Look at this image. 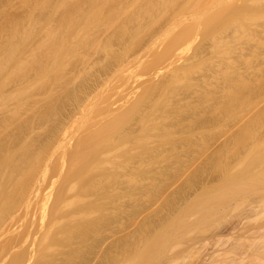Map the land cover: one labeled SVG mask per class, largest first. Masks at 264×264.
<instances>
[{"label":"bare ground","instance_id":"obj_1","mask_svg":"<svg viewBox=\"0 0 264 264\" xmlns=\"http://www.w3.org/2000/svg\"><path fill=\"white\" fill-rule=\"evenodd\" d=\"M5 1L4 3L11 5L14 0ZM29 1L32 0H18L20 3L18 7L20 6L21 9V4L24 6L27 3L29 4ZM33 1L37 2L38 0ZM48 1L46 0L47 4ZM59 1L55 0L57 3V6L53 5L55 7L50 5L49 1L50 4L47 6L51 8H49L50 11L48 12L46 11L48 7L44 6L45 9L43 8L42 11L44 10L47 13L43 12L44 14L42 15H45L43 20L41 18L38 19L39 17L36 18L33 9L29 10V19L26 22H22L24 20L23 15L26 14L25 12V14L22 13L24 10L21 12L18 9L22 14V20L15 16V13L13 15L12 12L10 13L8 10H5L7 7L3 8L6 6L4 3L0 7L2 8L0 11V264H77L82 261L80 264H264V125H262L264 122V108L255 111V108H260L258 107L259 103H257V107L252 108L248 114V109L255 103L256 97L258 96L259 98L261 96L259 94H261L262 90L264 91V79H258L254 75V82L257 85L254 88V84L252 85L253 77H250V74L248 75L251 82L244 79L242 74L244 75L246 70L244 71L245 73L241 72V74L239 72L241 70L237 66L239 64H236L240 62L238 61L239 58H243L242 52L244 53V48L246 49V46H250L244 44L249 39L250 41L248 42L250 43L251 39L254 38L252 35L255 33H252V35L250 33L252 29L251 25L255 24L258 26L256 22L264 19V15H262L264 12L262 10L260 12L262 14L255 11L261 6L258 5L262 4L259 3L261 0H259L258 4L250 0L255 6L257 5L256 8L253 4H250L252 5L250 7L249 0H206V2L202 0L203 4L199 0H190L192 1L191 3L198 2L196 5H199L200 8L195 10L198 6L194 7L193 10L195 11H192V8H190L194 5L191 3L187 5V1L185 2L184 0H179L180 2L178 1V3L180 4L175 2V0H162L165 1L164 3L170 2L169 8L165 7L164 3L158 0L159 2L157 1V3H161L160 5L164 6V9H161L163 12L165 9L173 11L176 8L173 5L175 2L178 4H175L176 6H183V8L179 9L180 13L188 6L189 8L187 7V9H191L190 11L193 12V14L190 12L188 14L190 16L192 14V17L196 15V20H193L195 17L192 19L188 15L187 20H189V23L187 24L185 23L186 21L180 22L181 19H186L184 15H187V9L185 11L186 14L181 16H178L180 13L174 9L173 13L176 11L174 15L178 13L177 17L179 18L172 16L170 12L173 20L168 16L169 12L167 10L166 14L168 13V15L165 12L163 13L165 14L164 21L168 17L169 23L177 21V25L180 22L184 26H190L189 24H193L195 21L198 23L197 18H199L198 24H200L203 21L200 18L205 13L207 14H205L207 16L206 20H208L205 21L204 19L203 32L199 30L200 26L197 27L198 24L196 22V25L191 24V27L196 26L197 32H195L196 27L189 30L188 26L181 31V27L179 28V26H183V24L180 25L179 23V26H177L174 23V26L176 25L175 27L180 29V32H178L179 29L177 31L174 26V28L170 26L173 22L168 24V21H166V24H168L169 28L164 27V29L162 27V29L160 26H163L164 22L162 21L163 18H160L162 20L158 23L163 22V25L156 24V26L159 25V28L155 26L159 31L157 32L158 36L157 33H155L156 35L152 34L153 30L151 31L152 36L154 35L156 39L151 38V34L149 35L146 29L148 25L156 23L155 19L159 21V16H163L159 11L161 6H159V9L157 8L158 10L155 9L156 7L154 8V6L157 5L152 2L153 0H148L146 3L142 2V0L141 2L146 7L145 5L143 7H140L139 4L137 5V0H129L131 3L129 6V2L126 0V3L128 2L127 8L135 5V11L137 10L136 6L139 7L140 11L145 7V10H142L143 15L142 13H138L139 11L135 15L130 12L134 19L130 16L127 22L125 20L128 18L125 17L127 13L124 16L125 19L122 15V13L128 10L125 8V2V5L122 4L123 8L120 11L119 8L122 7L121 3H119L120 0L116 2V4H119L114 6V8L113 5L115 3L112 5L110 4L111 0H109L110 3L104 5L108 6L110 4V7L112 5V9L114 10L110 11V14L115 10L117 11L115 7L119 9L117 12L115 11L114 16L116 14V17L113 16L112 19L114 18V20L112 21H118L120 23L118 25L121 26L123 20L128 24H130L129 21L132 23L135 19L136 21L139 20L140 26L141 23L143 25L140 28L136 26V28L140 29L137 31L142 33L141 28L144 26L146 33L144 32L145 30L143 32L151 38H148V36L144 37L148 39L141 38V34L137 31L135 32L134 24L132 25L134 30L129 25L131 31L134 32V37H132L133 33L131 31L128 32V37L129 33H131L130 39L122 36L124 32H127L126 27L128 26L127 23L124 26L122 22L123 27L117 29L116 32L119 33H116L118 35L116 36L118 38L120 36L125 39L127 38L126 40L107 38L109 34L106 35V31L114 27L117 22L114 24L111 21L110 23H113L114 26H110L111 24L109 23V28L104 27V24H108L107 21H110L109 18L111 17L107 15V13L109 14V10H106L108 11L106 13L104 11V14L107 16L102 15L101 8L104 5L99 8L97 0L93 1V3L96 2V6L90 2L94 8L91 5L86 8V0H76L75 3L69 6H67L66 0ZM154 1L156 2V0ZM55 2L53 1V3ZM101 2L103 0L100 1V4ZM245 2L249 7L247 6L246 8ZM31 7L32 5L25 8V11L27 12V9ZM59 7H62L61 12ZM89 8L92 10L89 13H94L95 9L99 8L102 13L99 10H96V13L98 11L102 17H108V19L103 18L106 21L103 19V21H98V23L102 21V24L104 22L101 25L105 28L102 31L105 33L100 32L101 30L99 32L102 37L106 35V39L96 36V31L93 30L101 27L99 24H95L99 26L98 28H96L97 26H92L93 28L88 27L91 24L94 25L95 21L97 23V20L100 19L98 18L100 17L99 15L96 19H93L94 22L89 18L90 25L86 23L88 21L86 19L88 18L85 17L91 15H86ZM131 8L129 9L131 10ZM248 8L252 9L254 13L251 10L249 11ZM108 9L112 10L111 8ZM123 9L125 10L123 11ZM154 9L157 12H153ZM258 9L257 11H260ZM134 10L133 12H135ZM119 11L121 14H117ZM197 11H200L203 15L200 13V16ZM58 12L59 15L57 14ZM152 12L155 13L154 16L158 12L160 14L154 18L151 16L155 22L153 20H147L146 22L145 18L150 19V15H153ZM145 14L146 17L144 18ZM16 15L18 14L16 13ZM92 15L94 16L95 13ZM119 15L122 17L121 22L116 19L120 17ZM141 16L145 19L144 21L142 19L143 22L140 21ZM202 18H205V16ZM176 19H179V22ZM41 21L45 25H42ZM144 22L147 24L144 25ZM262 22L264 21L262 20ZM258 24H260L259 30L260 28L263 29L264 25ZM255 25H253V28L256 27ZM152 28H154L153 25ZM167 28L171 30L167 31ZM111 29H113L112 33H114V28ZM173 29H176L175 31L178 33L174 32ZM148 30H150L149 27ZM108 32L110 31L108 30ZM198 32L201 34V38L198 37ZM144 33H142V36ZM159 33L163 34L161 37L164 39L166 33V40L164 41L167 42L162 43L163 39H160ZM194 34L199 39L196 36L194 37ZM124 35L126 36L127 33H124ZM135 35H139L141 39ZM93 36H96L95 38L97 39H94ZM258 36H255V38L259 40L254 38L255 41H262L263 39L260 40ZM90 37L93 38L89 39ZM135 37L137 38L135 39ZM167 37L170 39L167 40ZM193 37L196 39V44L193 45L195 47H192L191 50L189 47L192 43L194 44V39H191ZM30 39L45 40L36 46V50L32 48L28 56H23L25 43ZM67 39L71 40L68 45L73 42L69 47L75 45L78 49L82 48V51L79 50L80 52L76 50L77 48L74 50V47L72 50L69 47L66 48L70 50L67 54L75 59L71 61L72 63L67 59V54H65V58L62 55L58 56V53H65L59 52L61 47L58 49V46ZM102 39L108 42L109 47L105 46L101 49L103 52L105 51L104 48L110 49L108 52L111 55V59L107 56L109 54L106 52L107 50L104 52L107 53L104 55L110 59L108 60L110 63L106 60V64L107 62L109 64H104L102 62L104 61L102 58L104 55L99 56V60L103 59L100 63L104 64L102 68H99L101 70H97L98 72L94 77L89 78L88 75L84 76L83 72L85 74L87 71L90 72L89 76L96 73L95 69L94 73L86 70L89 68L85 67V64H88V67H90L93 66L91 64L96 63L99 67V62H96L99 61L97 60L98 58L96 57V61L95 59H93L94 61L92 60L93 62L89 61L93 58H88L92 52H90L88 57L87 52L89 53L92 49L95 53L102 46ZM254 39L253 42H255ZM116 40L120 41L118 42L119 44L117 43L119 49L116 50V47L115 49L113 48L114 50H111V43L114 44L113 41ZM188 40L189 42L192 40L191 45L188 43ZM200 40L201 42L197 44ZM158 41L161 45L158 44ZM100 43L101 45L99 46ZM183 43H187L190 46H183ZM103 44L106 45L105 43ZM180 45L183 48L181 50H185L186 46L191 50V53L189 55L187 53V56H185L186 54L184 55V53L186 52L182 51L181 54L184 56H181L179 54L181 51H179ZM255 45L257 44H254L253 47H258V45ZM152 47L155 48H153L155 51L151 49ZM251 49L254 50L253 48ZM256 49L258 50V48ZM151 50H153V53L148 52L146 57L144 55L147 53L146 51ZM83 51H86L87 55L81 54ZM98 52L100 51L98 50ZM246 52L247 54L249 53V51ZM251 52L253 53V51ZM252 53L248 54L247 59L243 58V61L240 59L242 61L240 63L244 64V60H253L248 59L250 56L255 58L256 53L255 55L253 54L254 56ZM95 55L97 56L98 54L95 53ZM58 57L67 59L69 63L67 60L65 64L62 63ZM260 57L258 56V58ZM87 58L88 61L86 62ZM55 59H59L58 62L61 61V64L60 62L56 63ZM260 59L264 58L261 57ZM132 62H138L137 69H139V72L138 70L136 71L139 75L135 71L136 68H133L134 73L136 72L134 75L137 74L136 77L132 73L133 69L131 70L132 67H136V64L133 65ZM246 62L245 65L248 64ZM67 63L73 65L72 68H69L70 65H66ZM56 64H58L60 70L62 69L60 66H63V64L69 70L71 69V71H75L78 68V71L76 70L75 72H77L76 74L80 79L81 76L79 75H81L80 73L85 67L86 69L82 72V76L88 77L87 80L92 78L93 81L88 80L87 84L86 82L82 85L79 83L80 85L76 84L75 86L74 83L77 82L75 80L79 78L75 76L76 74L74 75V71L72 76L69 70H66L64 67L63 69L69 73L64 76L63 74L67 72L60 71L62 72V75H60L64 77V80L71 75L67 80L74 81H71L73 84L67 83L65 87L68 88L67 85L72 84L71 86L74 89L71 90V87H69L70 92H67V88L58 87L66 82H63V78L62 80L58 79L60 84L62 81V84L57 87L59 89L65 88V92L64 90L62 92L59 90L60 93H65V95L62 94L65 100L62 101L61 95V97L59 96L61 99H58L62 103L58 105L55 104L57 102L54 100H45L50 104L42 111L40 107H45L47 102L41 104L43 102H40V100L39 103L35 99L37 98L35 96L44 88L49 90L50 95L46 92L49 96L45 93L49 99L56 92L57 87L53 83L58 82L57 78L52 82V76L60 78L59 75L56 76L59 73V70H57L59 68H57ZM98 67L96 66V69ZM128 67H130L132 78H130V75L126 76V74H130ZM231 67L234 68L235 72H229V68ZM248 67L250 68V66ZM233 68L230 70H233ZM253 68L249 70L251 71ZM140 69L145 70L144 74L140 73ZM249 70L248 72L250 73ZM124 72L126 73L124 74ZM140 74L143 78L140 77ZM114 76L115 79L117 77V80H113L112 83L111 80L114 79ZM118 76L121 78V84H118V87L115 85L112 88L111 84L113 86L117 84L116 81H120ZM70 77L74 79L70 80ZM138 77L139 79L135 81L142 80L139 84L135 82V85L134 79ZM262 77L259 76V78ZM48 79L51 81L49 82ZM26 80L27 84H24ZM91 81L92 84H90ZM44 82L46 83L44 84ZM47 82L51 86H47ZM106 83L108 85H103ZM7 85L10 87H6ZM46 86L50 88L48 89ZM52 86H55L53 88L54 91L51 88ZM103 86L104 88L105 86H109L108 88L112 89L105 90L107 89L106 87L103 90L101 89ZM3 87H6L7 90H3ZM75 87L78 88L75 89ZM115 87L120 89L121 92L116 91ZM26 90L30 92L28 93ZM32 90L35 93L38 92L37 95L33 93L34 99L35 102L37 101L41 105L34 102L32 98L33 94H31ZM100 90H103V92ZM24 91L25 93H23ZM111 91H113V94H111ZM117 92L119 93L118 95L124 94H122L124 100L121 98L119 102L121 95L115 97ZM41 93L43 94V90ZM41 93L39 95L40 98L38 97L37 99H41ZM105 93L107 95H104ZM26 94L32 95L30 96L33 103L30 97V99L27 98L28 95ZM45 94L44 96H46ZM97 95H99V98ZM24 96H27L26 99L30 101H25ZM92 96L98 98H96V103L93 102L95 97ZM91 97L92 99H90ZM260 98L262 99V96ZM88 100L95 103V106L91 105L90 103L92 102ZM28 102L36 106L38 105L37 107L39 108L34 105H31L30 108L27 107L28 105L30 106ZM63 102H68V105H71V109L74 108V110H70ZM10 103H14L17 107L13 106L10 109L14 105H9ZM205 103L209 105H205L207 106L205 107ZM61 105H65L68 108V112L69 110L73 111L72 113L76 117L80 114L79 109L82 114H86L87 112L90 114L87 113L89 117L85 115L88 117V121L86 122L87 117H85L86 120L83 116V118L80 117L78 119L74 117L73 120L72 113L71 115L70 113L66 115V118L64 115L65 113L68 114L67 111L65 110L64 115L60 111L62 112V116L67 120H70L68 118L70 116L71 121L77 123L76 126H72L71 121V125L69 122L67 123L71 126L69 127L70 131H72L71 128L75 129V127H80L79 125L82 126L78 128L81 130L78 135L79 130H76L77 132L75 133L72 131L74 133L73 136H76L70 137L71 139H69V136H65L66 139L60 136L62 131L60 128L63 126L65 118L63 117V120L60 119L59 122L56 114L60 115L58 108ZM86 105H89V107ZM254 105L256 106V103ZM24 107L29 109H35L34 107H36L41 112ZM86 107L88 109L96 107L95 109L97 110L93 108V113L94 111L96 112L94 114L91 112L92 115L89 112L90 109L88 110ZM82 109L84 111H81ZM75 110H78L77 114H75ZM19 111L20 113L21 111L22 113L27 111V114L31 112V116L33 112H35L33 116L38 112L36 118H32V120L35 119L34 122H36V119L38 121L44 120V123L45 121H50V123L48 122L49 124L53 122V126L50 125V131L48 130L49 134L45 135L46 132L43 135L46 138L49 136V140L51 138L53 140L57 139L58 135L60 136L58 138L60 142L56 140L60 144L56 143L61 147L56 144L59 153H55V144H51V140H43V142L42 139L45 136L42 135L43 137L40 140L38 137L41 135L37 137L40 131L45 130L43 127L46 126L47 122L46 124H42V130L37 128L38 130L40 129L38 132L36 128H33L36 123L33 121L30 123L31 119L28 122L30 116L26 113H24L26 118H23L24 115L21 113L23 116L20 114L21 120H19ZM247 115H250V118H246ZM22 119H25L23 121L24 124H26L25 122L29 123L28 125L34 124H32L33 126L31 125V129L29 128L30 126L27 127V124L25 126L23 123H20ZM75 119L78 122L79 119L85 120L83 123L85 124L86 122V124H81V120L80 124H78ZM245 119H248V125L245 124ZM37 124L35 127H40L39 125L41 124L38 126ZM110 124L111 126H109ZM11 125H13V129L16 127L15 132L10 131ZM24 126L27 129L29 128L28 131L31 130V132H33L32 129L34 131L37 130V134L33 133L37 137L34 140L42 141L43 143L40 146L35 143L37 141L33 145L28 146L24 142L27 138L25 139L24 137H22L23 143H20V139H22L20 134L24 131ZM67 128L66 130L69 131V128ZM7 129L10 131H8L9 134H4V132H7L5 131ZM26 130L25 133L28 132ZM66 130L64 129L61 135L64 136L63 133ZM31 132H28L29 134L26 135L28 138H30ZM233 132L236 133L234 134ZM231 133L232 135L230 136ZM33 134L32 136L35 137ZM56 135L57 137L53 138ZM229 137L232 139L230 140ZM228 139L230 140L229 143ZM19 140L20 142L18 143ZM27 140L29 141L30 139ZM246 140L251 142L247 144V146L251 144L250 149L245 146ZM28 141L26 142L28 143ZM61 142L63 143L62 146ZM47 143L51 144L50 147L53 145L54 148L51 151L54 153L47 152L46 148L49 146ZM35 144L34 149L37 148L36 150L31 148ZM10 146L11 150L9 149ZM241 149L242 152L240 153ZM45 152L49 153V156L50 154H56V156L53 155L54 158L53 156L48 157L44 155ZM213 152L218 153L220 157L225 153L227 160L229 156L227 157L226 153L230 154L232 152L236 156L234 157L236 160L234 161V159L231 160L229 158L231 162L234 161L229 165L228 163H223L225 161L224 156L222 157L224 159L222 163H220L219 159L214 160V162L213 160L211 161L212 156L210 159H207L206 166H202L203 168H201L200 165V169H196L197 162L199 163L203 158L201 156H205L206 158V156L208 157L206 153L213 155ZM199 153H202L200 154L201 156L198 155ZM197 155L201 159H197ZM231 155L230 157L232 158ZM42 157L44 159L47 158V160L42 161ZM237 157H241V162ZM222 158L220 159L223 160ZM242 158L243 161H246L244 165H241L243 163ZM41 162H46L44 164L45 168L42 167L43 171L40 170L42 174L37 175V170L39 171V168L43 165ZM235 162L241 163L238 165L242 167L237 166ZM233 164L237 168H235V165L232 167ZM228 165L232 168H229ZM106 186H111L112 188H110L113 189L114 193L111 191L110 194L105 192L107 193V197L111 196L112 193L113 195L111 197L112 204L106 196H104L106 198L102 196L103 199L109 201L104 205V203H100L103 200L99 196V190L105 188L104 191H106ZM109 187L108 189H110ZM104 194L102 192L100 195ZM107 200H105V203ZM108 204L112 208L110 209L111 212L106 213V205ZM102 205H104V208ZM102 211H105V216L102 215ZM111 220H113L114 225L111 224ZM111 225L114 228L110 230ZM103 232L105 233L103 234ZM106 232L108 233L106 234ZM101 234L103 235L99 236ZM107 245L109 247L106 248Z\"/></svg>","mask_w":264,"mask_h":264},{"label":"rangeland","instance_id":"obj_2","mask_svg":"<svg viewBox=\"0 0 264 264\" xmlns=\"http://www.w3.org/2000/svg\"><path fill=\"white\" fill-rule=\"evenodd\" d=\"M47 1H48V0H47ZM49 1H50L51 4L49 3ZM49 1H48V4H50V5H52V6L55 4V6H57V3H56V2H58V1H56V2H55V0H49ZM53 1H54L55 3H53ZM60 1H61V0H60ZM60 1H59V2H60ZM75 1H76V0H66V2L68 3L67 6L72 5V3H75ZM93 1H95V0H91V1L89 0V2H88V0H86V6H85V7L88 8L91 4H92V5L94 4V6H96V5L99 3V8H100V7H102L104 4L107 5V3H110L109 0H108L109 2H108V1L105 2V0H103V2H101V4H100V1H102V0H97V4L95 5L96 2L93 3ZM127 1L129 2V6H130V5H131L130 1H129V0H127ZM132 1H133V0H132ZM137 1H138V0H137ZM137 1H136V4H137V5L139 4L140 7H143V6L145 5L144 3H146L148 0H146V1H144V0H143V1L140 0V1H138V2H137ZM141 1L144 2V3H142ZM157 1H158V0H156V2H155L154 0L152 1V2H154L155 5H157V6H154V8L156 7L155 9H157V8L159 9V6H161V8H160L159 11H160L162 14H163L164 12H165V14H166V11L168 10L169 15H168V13H167L166 15H168L169 17H171L170 19L173 18L172 16L177 17V14H178V13H177L176 15H174V13L176 12V11H175V12L173 13L174 9L177 10V12H179V11H180L179 9H181V7L183 8V6H181V5L179 6L180 8H179L178 6H176V5L180 4V3H178L179 0H175V2H177L178 4L174 2L173 5H174V7L178 8V9L174 8L173 11H171V10L169 11V9H167V10L165 9V11L163 12V10H161V9H164V8H163L164 6H165V7L167 6V8H169V7H168V5H170V2L168 3L169 0L167 1V3H164L166 0H165V1L160 0V2L162 1V3H164V6H163V5H160L161 3H160V4L157 3ZM180 1H182V0H180ZM180 1H179V2H180ZM184 1H185V2L187 1V3H188L187 5H189V4H190L192 1H194V0H192V1H190V0H189V1H188V0H184ZM195 1H198V0H195ZM199 1L201 2L202 0H199ZM203 1H204V0H203ZM203 1L201 2L202 4H203ZM237 1H238V0H237ZM237 1H236V2H237ZM249 1H250V0H249ZM249 1H248V2H249ZM262 1H263V2H262ZM1 2H2V3H1ZM4 2H6V1H5V0H2V1H1V0H0V3H1V6H0V7H2V5H3ZM90 2H91V4H90ZM104 2H105V3H104ZM116 2H118V0H114V1L111 0V3H110V4L113 5V3H115V5H113V8H114V6L118 5L119 3H121V5L124 4V2H125V4H126V7H125V8H127L128 2L126 3V0H125V1L120 0L119 3H117V4H116ZM158 2H159V1H158ZM205 2H206V0H205ZM236 2H234V3L236 4ZM239 2H240V1H239ZM253 2H254V3L257 2V4H258L259 0H258V1H257V0H256V1L253 0ZM31 3H32V4H31ZM88 3H89V5H87ZM102 3H103V4H102ZM132 3L134 4V2H132ZM141 3H142V4H141ZM181 3H182V2H181ZM194 3H195V2L191 3V4L194 5V6L190 5V6H192V7H190V8H192V11L198 10L197 8H200L199 5H196V4H198V2L195 3V4H194ZM201 3H200V4H201ZM254 3H251V1H250V2H249V5H250V4H253V5H254ZM259 3H262V4H258V5H261V6H259L260 11H257L258 8L255 10V8L257 7V5H256V6L254 5L255 8H253V9L256 11V13H260V12H262V11L264 12V10H263L264 8H260V7H264V6H263V5H264V0H261ZM18 4L20 5V3L18 2V0H14V1L12 2V4H11L12 6H11L10 4L8 5V4L4 3V5H6V6H4L3 8L5 9V7H7L5 10H8L10 13L12 12L13 15H14V13H15V16H17V17L20 18V19H22V14H21V12L24 10L22 13H23V14L26 13V14L23 15V19H24V20L22 19V20H23L22 22H26V20L29 19L28 11L31 10V9L34 10V12H35V14H36V18L39 17L38 19L41 18V19L43 20V18H44L45 15H42V14L47 13L48 11H50L49 8H51L50 6H49V7L47 6L48 4L46 3V0H45V1H44V0H38L37 2H34V1L32 0V1H29V4L27 3V4L24 5V6L21 4L22 8L24 7L23 9H22V8L20 9V6L18 7ZM41 4H42V5H41ZM44 4H45V5H44ZM110 4H109V5H110ZM125 4H124V5H125ZM158 4H159V5H158ZM175 4H176V5H175ZM202 4H201V5H202ZM240 4H241V3H240ZM246 4H247V3L245 2V5H246ZM31 5H32V7L29 8V9H27V12H26V11H25V10H26L25 8H28V7H30ZM92 5H91V7H93ZM100 5H101V6H100ZM106 5H104V7L101 8V9H102V12H103L102 15H106V14H104V11H105V13L108 12V11H106V10H109V14H110V11H113V10H114V9H112V5H111V7H110L109 5H108V6H106ZM121 5H120V6H121ZM173 5H172V6H173ZM183 5H184V4H183ZM187 5H186V6H187ZM201 5H200V6H201ZM8 6H10L11 8L8 7ZM44 6L48 7L47 10H46L47 12L44 11V10L42 11L43 8L45 9ZM55 6H53V7H55ZM105 6H106V7H105ZM120 6H119V7H120ZM129 6H128V7H129ZM196 6H198V7H196ZM202 6H203V5H202ZM202 6H201V7H202ZM247 6H248V5H246V8H247ZM251 6H252V5H250V7H251ZM16 7H17V8H16ZM97 7H98V6H97ZM107 7H108V8H111L112 10L108 9ZM117 7H118V6H117ZM131 7H132V8H131ZM131 7H129V8H131V10H132V9H133V10L135 9V8H134L135 5H133V6H131ZM136 7H137V10H136V11L134 10L135 12H133V10L131 11L129 8H127V9L129 10V12H128V10H126L127 12H124L125 14L122 13L123 17H124V16L126 15V13H127V15H126L125 17H126V18L128 17V18L125 19V17H124V19H125L127 22H128V19L130 18V16L132 17V19H134L133 15H132L131 13H134V15H135V13H136V14H138V13L141 14V13L143 12L142 10H145L146 5H145V7H144L143 9H141V11H140V9H138V8H139L138 6H136ZM170 7H171V6H170ZM187 7H188V6H187ZM187 7H185V8L187 9ZM194 7H196L195 10H193ZM248 7H249V6H248ZM9 8H10V9H9ZM14 8H15V10H14ZM93 8H94V7H93ZM99 8H98V9L96 8V9H95V12H94V10H93V12L95 13L94 16L92 15V14H94V13H92V12L89 13L90 10H91V8L87 9V13H86V15L91 14L92 17H93V18L90 17L91 15H90V16L88 15V17H85V18H88V19H86V20H88L86 23H89V25H90V22H89V21H90L91 19H92V20H93V19H96V18L100 15V17H98V18H100V19L97 20V23H96V21L94 22V20H93V21L91 20L92 22H94V25L91 24V25L88 26V27H92V26L94 27V26H97L96 28H98L99 26L102 27V25L104 24V22H103V24H102V21L104 20L103 18H105V16L102 17V15L100 14V13H102V12H100L101 10H100ZM104 8H105V10H104ZM121 8H123V5H122V7L119 8L120 11L122 10ZM171 8H172V7H171ZM171 8H170V9H171ZM188 8H189V7H188ZM1 9H2V8H0V11H1ZM18 9H19L21 12L18 11ZM61 9H62V7H59L60 12L62 11ZM115 9H117V11L119 10V9L116 8V7H115ZM155 9L153 10V12H157L158 9H157L156 11H155ZM186 9H183L184 12H182L183 10L181 11V13H183V14H181V13L179 12L180 14H178V16H181V15H184V14L187 13V15H184V18H185V16H186V19H184V20L181 19L182 21L180 20V22L186 21L185 23L188 24V23H189V22H188L189 20H187V19H188V15H189L188 13L190 12V13L193 14V12L190 11L191 9H190V10L187 9V11H186ZM201 9H202V8H201ZM201 9H199V10L202 11ZM259 9H258V10H259ZM16 10H17V11H16ZM57 10H58V8H57ZM57 10H56V11H57ZM59 10H58V11H59ZM96 10H99L100 13H99L98 11H97V13H96ZM124 10H125V9H123V11H124ZM248 10H249V11H250V10L252 11V9H249V8H248ZM261 10H262V11H261ZM15 11H16V12H15ZM91 11H92V10H91ZM115 11H116V10H115ZM115 11H114L113 13L111 12L110 16H109V14L107 13L108 17H111V18H109L110 21H107L108 24H104V27L109 28L110 26H114L113 23L111 24L110 22H111L112 20H114V18L112 19V17L114 16V13L117 12V11H116V12H115ZM120 11H119L117 14H119ZM137 11H139V12L137 13ZM185 11H186V13H185ZM200 11H197V13L199 12V13H198L199 15H200V13H201ZM24 12H25V13H24ZM43 12H44V13H43ZM130 12H131V13H130ZM153 12H152V13H153ZM170 12L172 13V16L170 15V14H171ZM16 13H17L18 15H16ZM19 13H20V14H19ZM252 13H254V12L252 11ZM256 13H255V14H256ZM57 14L59 15V12H58ZM120 14H121V13H120ZM128 14H130V15H128ZM143 14H144V13H142V15H143ZM158 14H160V13L158 12V13L156 14V16H154L155 13H153V15L151 14V15H150V19L145 18V17H146V14H145V15H144V18L146 19V22H147V20H153V21H154L153 18H154V17H158V16H157ZM165 14H163V16L161 15L162 17L159 16V19L157 18L159 21H157V20L155 19L156 23H155V24H154V23L152 24L154 28L151 29L152 25H150V26L148 25V26H147V29H146V30L148 31L147 33H148L149 35L151 34V31H152V30H153L152 34L154 33V35H156L155 33L159 32V31L155 28V26H156V24H159L158 22H160V20H162V19H160V18H163L162 21L164 22V25H163V22H162V21H161L162 23L159 24V25H161V24L163 25V26H160L161 28H162V27H163V28H164V27L166 28V27H168V26H167L168 24H170V23L173 22V21H172V22L169 23V21H168L169 18L167 17V18H166V21H168V24H166V21H164ZM192 14H191V16L189 15V17H192V16H193ZM194 14H195V13H194ZM205 14H206V13H205ZM205 14L203 15V14L201 13V15L205 16V18H202L203 16L200 18V20L203 19V21H202L200 24H198V23H199V18H197V19H198V23L195 21V22L198 24L197 27L200 26V29H199V30H202V32H203V29H202V28H204V24H203L204 19H205V21L208 20V19L206 20V17H207L206 15H207V14H206V15H205ZM260 14H262V13H260ZM107 15H106V16H107ZM201 15H200V16H201ZM262 15H264V13H263ZM24 16H25V17H24ZM119 16H120V17H119V18H116V19L119 20V21L121 22V21H122V17H121V15H119ZM151 16H153V18H152ZM195 16H196V15H194V17H195ZM94 17H95V18H94ZM101 17H102V18H101ZM108 17L105 18V19H108ZM114 17H116V14H115ZM141 17H142V18H141ZM141 17H139V18H141L140 21H142V19H143V21H144L145 19L143 18V16H141ZM147 17H148V16H147ZM175 17H174V19H175ZM194 17H192V19H193ZM197 17H198V15H197ZM208 17H209V16H208ZM89 18H90V20H89ZM139 18H138V19H139ZM148 18H149V17H148ZM151 18H152V19H151ZM177 18H179V17H177ZM102 19H103V20H102ZM116 19H115V20H116ZM189 19H190V18H189ZM192 19H190V21H192ZM99 20H102V21H100L101 23H98ZM125 20L122 21V22L124 23V26H125V24L127 23V22H125ZM172 20H173V19H172ZM176 20H178V22H179V19H176ZM193 20H196V17H195ZM262 20L264 21V19H262ZM262 20H261L260 22H256L258 26H256L255 24H253V25L256 26L255 28H253L254 26L251 25V26H252V29H251V26H250V29L252 30V32H251V30H250V33H251V35H252V33H255L254 35H255L256 37H257L258 35H260V36H258V37H260V40H261V39H263V40L257 42V40H259V39H258V38H255V36L252 35V37H254V38L257 39V40L255 41V39L253 38L255 42H253V39H251L252 41L249 43V42H248V41H250V39H249V40L247 41L248 43L246 42L247 44L245 43L244 45H250V46H246V47H247L246 49L244 48L245 46L242 47V48H244V53L242 52V57H243L244 59H247V57L252 53L251 51H253L252 55H253V54L255 55V53H256L257 57H256V55H255V56L253 55L255 58H253V57H251V56L248 58V59H253L254 62H253V60H250V61L246 60V61H248V62H246V61L244 60V64H243V63H240V62L243 61V60H242L243 58H242V59L239 58L238 61H240V62H239V63H236V64H239V65H237V66H239V70H241V71L238 70L240 73H241V72H243V73L246 72V73H247V75H246V73L244 74L245 76L241 73L242 76L244 77V79L250 81V78H249V76H248L249 74H250V77H253V78H252V79H253V80H252V82H253L252 85L254 84V88L257 86V85H256V82H254V80H255L254 77H255V76H256L258 79H261V80L264 79V73H263V72H264V66H263V65H264V59H262V60L260 59L261 57L264 58V55H263V54H264V52H263V51H264V49H263V48H264V35H262V34H264V27L262 26L263 29L260 28L261 31H260L259 28H258L259 25H260V24H258V23H261V25H264V24H263L264 22H262ZM104 21H106V20H104ZM132 21H133V20H132ZM143 21H142V22H143ZM155 21H154V22H155ZM170 21H171V20H170ZM174 21H175V20H174ZM84 22H85V20H84ZM92 22H91V23H92ZM112 22H114V24L117 22L115 26L118 27V28H116L115 26H114V27H111V28H114V31H113L114 33H112V30H113V29L110 28L111 30L108 29V30L110 31V32H108V33H107L108 30H107V31L105 30V31H106V35L109 34V36L107 37L106 35H103L104 37H102L100 32L104 31L103 29H105V28H104V27H102V28L99 27V28H101V29H99V28H98L97 30H96V29H93L94 31H96V36H101L103 39H106V37H107L108 39H115V38H118V37H117V36H118L117 34H118L119 32H116V31H117V29H121V27H123V25H122L123 23L121 22V26H119L120 23H119L118 21H116V22H115V21H112ZM135 22H136V24H135ZM138 22H139V20L136 21V19H135V21L132 22V23L129 21L130 24L127 23L128 26L126 25V26H127V27H126L127 32H124L125 34L127 33V35L125 36L124 33H123L122 36L127 37L128 39H130V38H131V37H130L131 33H129L130 35H129V37H128V32H130L131 29L134 30V29H133V26H135V32H136L137 30H140V29L136 28V26L140 28V27H142V25H143V23L140 22V23H141V26H140V24H139ZM151 22H152V21H151ZM151 22H150V24H151ZM180 22H179V23H180ZM193 22H194V21H193ZM195 22H194L193 24H192V23H191V24H192V25H196ZM105 23H106V22H105ZM109 23H110L111 25L108 27ZM137 23H138L139 26L137 25ZM174 23H176V25H177V21H176V22H173V23H172L173 25H172V24L170 25L172 28H174V27L176 26V25L174 26ZM179 23H178L177 26H179ZM205 23H206V22H205ZM41 24H42V25H45L44 23H42V21H41ZM95 24H99V26H98V25H95ZM101 24H102V25H101ZM118 24H119V25H118ZM133 24H134V25H133ZM145 24H147V23L144 22V25H145ZM165 24H166V25H165ZM182 24H183V23H182ZM182 24L180 23V25H182ZM191 24H189L190 26L187 25V26L189 27V28H188L189 30H192L193 27H194V28L196 27V26H192V27H191ZM106 25H107V26H106ZM117 25H118V26H117ZM129 25H131V27H132L131 29H130V26H129ZM132 25H133V26H132ZM159 25L156 26V27L159 28ZM173 26H174V27H173ZM183 26H184V24H183ZM183 26H179V28L181 27V28H180L181 31H182V29H186V28H187L186 25L184 26L185 28H184ZM202 26H203V27H202ZM93 27H92V28H93ZM128 27H129V28H128ZM145 27H146V26H145ZM148 27H149L150 30H148ZM171 27H170V28H171ZM182 27H183V28H182ZM190 27H191V29H190ZM197 27H196V31H195V32H197V30H198ZM107 28H106V29H107ZM163 28H162V29H163ZM165 28H164V29H165ZM168 28H169V27H168ZM168 28H167V31H170L171 29H168ZM175 28H176V27H175ZM179 28H176L177 31H178ZM256 28H257V29H256ZM122 29H123V28H122ZM128 29H129V30H128ZM154 29H155V32H154ZM162 29H161V30H162ZM176 29H175V30H176ZM180 29H179L178 32H180ZM255 29H256V30H255ZM100 30H101V31H100ZM141 30H142V31H141L142 33H144V32L146 33V30H145L144 26H143V28H141ZM143 30H145V31L143 32ZM156 30H157V31H156ZM161 30H160V31H161ZM173 30H174V29H173ZM173 30H172V31H173ZM175 30H174V32H176ZM193 30H194V29H193ZM258 30H259V31H258ZM99 31H100V32H99ZM164 31H165V30H164ZM164 31H163V32H164ZM172 31H171V32H172ZM255 31L258 32V33H256ZM131 32L133 33V36H132V37H134V32H133V31H131ZM137 32H138L139 34H141L140 37L143 38V39H148V38H150V36H149L148 34H145V33H144L143 36H142V33H140L139 31H137ZM149 32H150V33H149ZM165 32H166V31H165ZM174 32H173V34H174ZM178 32H176V33H178ZM199 32H200V31H199ZM199 32H198V33H199ZM202 32H200V33H202ZM262 32H263V33H262ZM97 33H99V34H97ZM102 33H105V32H102ZM110 33H111V36H110ZM116 33H117V34H116ZM138 33H136V34H138ZM167 33L170 35L169 32H167ZM200 33H199V35L197 34L198 37H200V35H201ZM259 33H261V34H259ZM152 34H151V38L156 39L154 35H153L154 37L152 36ZM159 34H160V37L163 35V34H161V33H159ZM168 34H167V35H168ZM173 34H172V35H173ZM114 35H115V36L117 35V36L115 37ZM174 35H176V34H174ZM174 35H173V36H174ZM96 36H93L94 39H97V38H95ZM112 36H113L114 38H113ZM119 36H120V35H119ZM135 36H138V38H139V35H135ZM145 36H148V38H147V37L144 38ZM157 36H158V33H157ZM157 36H156V37H157ZM170 36H171V35H170ZM195 36H196V34H194V37H195ZM93 37H92V38H93ZM164 37H165V39L162 38V37L160 38V39H163V40H162V43H163V42H167V41H164V40H166V33H165ZM194 37L191 38V39H194V44L191 42L192 40H191L190 42H189V40H188V43H189V44L192 43V45L190 44L191 46H190L189 44H187V43H186V44L183 43L182 45H183V46H184V45H186V46L189 45V46H190L189 48H191V50H192V47H195V46H193V45L196 44V42H195L196 39H195ZM198 37L196 36L197 39H199ZM261 37H262V38H261ZM92 38L90 37L89 39H92ZM120 38H121V39H124V40L127 39V38H126V39H125V38H122L121 36H120L118 39H120ZM136 38H137V37H135V39H136ZM141 38H139V39H141ZM151 38H150V39H151ZM200 38H201V37H200ZM103 39H102V42L105 43L106 45H104V44L101 42V43H102V46H101L100 48L98 47L99 49H97V50L95 51V53L98 54L97 56H96V55L94 56L95 53L93 52L94 50H92V49H91V51H89V53L87 52L88 55L86 54V51H85V52L83 51L81 54L84 53V54H86L87 57H88L89 54H90V52H92L91 54H93V55L90 54L91 57L89 56L88 58H92V57H93V58L90 59L89 61H92L93 59H95V61H96V59H97L99 56H103L104 54H107V53H104V52H105L106 50H107L106 52H108V50H110V49H109V48H104L105 51L103 52V50H102L103 47L108 46V44H107L108 42H105V40H103ZM132 39H134V38H132ZM160 39H159V40H160ZM168 39H170V38L167 37V40H168ZM171 39H172V37H171ZM44 40H45V39H30V40L26 41V43H25V47H24V54H23V56H28L29 53L32 51V48H33L34 50H36V46H37L38 44L42 43ZM69 41L71 42V40H68V39H67L66 41H64V42H62V43L59 44L58 49L61 47V48L59 49V52H61V53H64V52H65V53H64V54H59V53H58V56H59V55H62V57L65 58V57H66L65 54L69 53V51H70L69 49H70V48H71V50H72L73 47H74V50H75V48H77V46L75 47V45L69 47L70 45L73 44V42H72V44L68 45V44L70 43ZM160 41H161V40H160ZM185 41H186V40H185ZM113 42H114V44L111 43V47H112V48L110 47L111 50H114L116 47H117L116 50H118V49H119V48H118L119 45H117V43L120 42V41H119V40H116V41H113ZM115 42H116V43H115ZM158 42H159V41H158ZM158 42H157V43H158ZM200 42H201V40L198 41L197 44H199ZM101 43L99 44V46L101 45ZM251 43H253V44H251ZM259 43H260V46H259ZM74 44H75V43H74ZM118 44H119V43H118ZM158 44H160V42H159ZM254 44H257V45H258V47H256V48H258V50H257L255 47H253ZM76 45H77V44H76ZM113 45H116V46H113ZM156 45H157V44H156ZM160 45H161V44H160ZM182 45H180V49H179V51H180L181 49H183V48H181ZM257 45H255V46H257ZM262 45H263V46H262ZM66 46H67V47H66ZM186 46H185V48H186L185 50H181V51L179 52V54H180L181 56H184L185 54H186L185 56H187V53H188V55H189V53H191V50H189V48L186 47ZM68 47H69V49L67 50L66 48H68ZM108 47H109V46H108ZM154 47H155V46H154ZM154 47H152L151 49H153ZM248 47H251V48H253L254 50H252L251 48H248ZM259 47H261V48H259ZM101 48H102V49H101ZM113 48H114V49H113ZM157 48H158V47H157ZM65 49H66V51H68V52H66ZM81 49H82V48H81ZM81 49H78V48H77L76 50H78V51H79V50L82 51ZM100 49H101V50H100ZM154 49H155V48H154ZM154 49H153V50H154ZM187 49H188V50H187ZM249 49H250V50H249ZM262 49H263V50H262ZM74 50H73V51H74ZM98 50H99L100 52H98ZM116 50H115V51H116ZM149 50H150V49H149ZM153 50H151V51H146L147 53L144 54V55L147 57L148 52L150 53V52H152ZM260 50H261V51H260ZM80 51H79V52H80ZM154 51H155V50H154ZM182 51H183V52H186V53H184V55H182V54H181ZM242 51H243V50H242ZM246 51H249V53H248L249 55L247 54ZM257 51H258V52H257ZM71 52H72V51H71ZM71 52H70V54H71ZM102 52H103V54H102ZM112 52H114V51H112ZM108 53H109V52H108ZM152 53H153V52H152ZM262 53H263V54H262ZM101 54H102V55H101ZM246 54H247V55H246ZM261 54H262V56H261ZM68 55H69V54H67V59H68L70 62H71L72 60H75V59H73L72 57H70V55H69V56H68ZM78 55H79V54H78ZM78 55H76V56H78ZM76 56H75V57H76ZM104 56H105V55H104ZM104 56L102 57V58L104 59V61H102L103 59H102V60H99V58L97 59V60H99V61H96L97 63L99 62V67H98V65H96V63H95V64H94V63L91 64V65H93V66H95V67L90 66V65H89L90 67H88V64H85V67H87V68H89V69H86V68L84 67V68H83L84 70H85V69H86V70H90L91 73H94V71L96 70V71H95L96 73L91 74V76H89V75H90V72L87 71L88 74H87V72H86V74H85V73L83 72V71H84V70H83L82 72H83L84 76H87V75H88L89 78H90V77H94V76L97 74V72H98L99 70H101V69H99V68H100V67L102 68L103 65L106 64V60L108 61V60L111 59V57H110V56H111L110 53L107 55V56H109L110 59H108V57H106V56H105V58H104ZM149 56H150V55H149ZM152 56H153V54H152ZM152 56H151V57H152ZM235 56H236V55H235ZM244 56H245L246 58H245ZM258 56H259V57L261 56V57L258 58ZM62 57H58V58L62 61V63L65 64V63H66L65 61H66L67 59H63ZM68 57H69L70 59H69ZM75 57H74V58H75ZM96 57H97V58H96ZM142 57H143V56H142ZM146 57H144V58H146ZM236 57H237V56H236ZM56 58H57V57H56ZM71 58H72V59H71ZM88 58L86 59V62L88 61ZM100 58H101V57H100ZM149 58H150V57H149ZM59 59H58V60H59ZM76 59H77V58H76ZM146 59H147V58H146ZM151 59H152V58H151ZM240 59H241L242 61H241ZM255 59H256V60H255ZM258 59H259V60H258ZM55 60H56V63H59V62H60V64H61V61L58 62L57 59H55ZM68 60H67V62H68ZM148 60H150V59H148ZM148 60H147V61H148ZM257 60L260 61V62H258ZM93 61H94V60H93ZM93 61H92V62H93ZM100 61H102L104 64L101 62V63H102V65H101ZM143 61H145V60H143ZM236 61H237V59H236ZM238 61H237V62H238ZM256 61H257V62H256ZM261 61H262V62H261ZM76 62H77V61H76ZM76 62H75V63H76ZM108 62L110 63V61H108ZM108 62H107L106 65L109 64ZM245 62H246V64H247V63L249 64V63L251 62L250 65H248V64H247V65L250 66V68H253V67H254V68L251 70L252 72L249 70L250 68H249L247 65H245ZM68 63H69V62H68ZM68 63H67L66 65L69 66L70 64H68ZM71 63H72V62H71ZM75 63H74V64H75ZM89 63H91V62H89ZM132 63H133V65L136 64V67H132L131 70H132L133 68H134V69L136 68L135 71L138 70V72H139V69H137V65H138L137 63H138V62H137V63H136V62H135V63L132 62ZM253 63H254L255 65H254ZM64 64H63V66H62V65L60 66V67L62 68L61 70H60L58 64H56L57 68H59V69H57V70H59V73L56 72V73H58V74H56V76L59 75L60 78H59V77H55V76L53 77L52 75H50V76H52V78H53V81H52V82H54L56 78H57V81H58V79L62 80V78H63V82L66 81L64 84H62V81H61V84L64 85V86H62V85L60 84L59 81H58L57 83L54 82L53 84H56V85H55L56 87H57L58 85H61V86H58V87H62V88L65 87V85H66L67 83H72V82H74V81H72L71 79H74L75 76H77V74H76L77 72H75V71H76V70L78 71V68H77V69L75 68V69H76L75 71L73 70V71L75 72V73H74L73 71H71V69L69 70L68 68H66V66H65ZM258 64H260V65H258ZM100 65H101V66H100ZM244 65H245V66H244ZM256 65H258V66H256ZM68 66H67V67H68ZM72 66H73V65H70L69 68H72ZM96 66L98 67L97 69H96ZM129 66H132V65H129ZM139 66L141 67V69H143L141 65H139ZM243 66H244L245 69L243 68ZM259 66H260V68H259ZM64 67H65L66 70H69V72H70V74H71L72 76H73V73H74V75L76 74V75L74 76V78H71V77L69 78L72 82L69 81V80H67L68 77L71 76V75H69V76L67 77L66 80H64V77L61 76V75H62V72H60V71H63L64 73L67 72L66 70L63 69ZM91 67H92V68H91ZM246 67H248V68L246 69ZM261 67H262V69H261ZM90 68H91L92 70H91ZM128 68H129L128 70H129V72H130V71H131V70H130V67H128ZM231 68H233V67H231ZM231 68H229V72H231V71L235 72L234 68H233V70H230ZM240 68H241V69H240ZM257 68H259V70H257ZM94 69H95V70H94ZM134 69H133V71H132L133 75L137 72V71H136V72L134 73ZM141 69H140V70H141ZM235 69H236V68H235ZM242 69H243V71H242ZM254 69H255V70H254ZM57 70L55 69V71H57ZM97 70H98V71H97ZM245 70H246V71H245ZM248 70L250 71V73L248 72ZM262 70H263V71H262ZM55 71H54V73H55ZM144 71H145V70H141L140 73H141V74H144V73H143ZM244 71H245V72H244ZM257 71H258V73H257ZM69 72H67V73H65V74H63V75L65 76V75L68 74ZM82 72L80 73L81 75H79V76H81V79H80V77H78V76H77V77H78L79 79L75 78V79H77V80H75V81H77V82L74 83L75 86H76V84H78V85H80V84H81V85H82V84H85V82H86V84H87V83L89 82L88 80H92V81H93L92 78L87 80L88 77L85 78L84 76H82ZM126 72H128V71H126ZM126 72H124V74H125ZM138 72H137V74L139 75ZM260 72H261V73H260ZM54 73H53V74H54ZM132 73L130 72V74H126V76H127V75H130L131 77H130V76H128V77L132 78ZM255 73H256L257 75H256ZM60 74H61V75H60ZM137 74H136V75H137ZM141 74H140V75H141ZM92 75H93V76H92ZM136 75H134V76L136 77ZM254 75H255V76H254ZM50 76H49V78H50ZM259 76H260V77L263 76V77H262V78H259ZM24 77H25V76H24ZM118 77H119V76H118ZM140 77L143 78L142 75H141ZM144 77H145V76H144ZM245 77H246V78H245ZM52 78H51V80H52ZM65 78H66V77H65ZM84 78H85V80L83 81ZM111 78H112V77H111ZM111 78H109V79H111ZM113 78H114V79L111 80L112 83H113V80H117V77H116V79H115V76H114ZM119 78H120V77H119ZM26 79H28V78H26ZM44 79H45V81L47 80L46 77H45ZM44 79H43V81H44ZM133 79H134V78H133ZM138 79H139V77L136 78V79H134V83L136 82V83L139 84L140 81H141L142 79H141L140 81H138V82L135 81V80H138ZM51 80L48 79L49 82H50ZM86 80H87V81H86ZM119 80H120V81H116L117 84H114L113 86H112V84L110 83V84H111V87L113 88L115 85L117 86L118 84H121V83H120V82H121V78H120ZM68 81H69V82H68ZM78 81H79V82H78ZM92 81L90 82V84H92ZM263 81H264V80H263ZM24 82H25L24 84H27V80L24 81ZM49 82H47V83H48L47 86L49 85ZM52 82H51V83H52ZM81 82H82V83H81ZM118 82H119V83H118ZM250 82H251V81H250ZM258 82H259V81H258ZM45 83H46V82H44V84H45ZM58 83H59V84H58ZM79 83H80V84H79ZM103 83H104V82H103ZM114 83H115V82H114ZM136 83H135V85H136ZM72 84H73V83H72ZM72 84L67 85L68 88L65 87V88H67V89H66L67 92H70L69 87H71V90L74 89V87L72 88V86H71ZM103 85H108V84L106 83V84H103ZM259 85H260V84H259ZM47 86H46V88L49 89L50 87H47ZM49 86H51V84H50ZM55 86H52L51 88L53 89V88H55ZM101 86H102V85H101ZM6 87L9 88L10 86L7 85ZM6 87H3V88H4L3 90H7ZM58 87H57L58 92H59V90L62 92V90L65 89V88H64V89H61V88L59 89ZM78 87H79V86H78ZM78 87H75V89L78 88ZM106 87H107V89H105ZM108 87H109V86H105V88H104V86H103V88H101V89H103V90H104V89H105V90H108V89L111 90V89H112V88H108ZM117 87H118V86H117ZM252 87H253V86H252ZM40 88L42 89V87H40ZM40 88H39V90H40ZM43 88H44V87H43ZM115 88H116V87H115ZM44 89H45V88H44ZM44 89H42V90H43V94L41 93V92H42V90H41V91L39 92L38 95H37L38 92L35 93V91H33V90H32L33 92L31 91V92H32L31 94L35 93V94L37 95V96H35V97H37V98H38V97L40 98V96H39L40 93L42 94L41 99H37V98H35L36 100H38V102H39L40 100H41L40 102H43V103H41V104H44L45 102H47V104H45V107H42V106H41L43 109L40 107V110L43 111L44 108H46V106L50 104V103L48 104V101H49V100H54L55 102H57V103H55L56 105L62 103L61 100H59V99H61V98H60L61 96H62V98H63V95H65V93H60V92L58 93V92H57V89H56L55 91L57 92V94H59L58 97H57L56 92H54V93L52 92V93H53L52 96H53V97L55 96V97L53 98L52 96H50L51 98L49 99V98H47V97L50 95L49 90L45 89V92H44ZM29 90H31V89H29ZM39 90H38V91H39ZM103 90H102V91L100 90V91L103 92ZM26 91H28V90H26ZM36 91H37V90H36ZM53 91H54V89H53ZM116 91L119 92L120 89H117V88H116ZM116 91H115V92H116ZM29 92H30V91H28V93H29ZM46 92H48L49 95H48ZM64 92H65V90H64ZM112 92H113V91H111V94H113ZM118 92H117V95H115V97H116V96L119 97V96L121 95L120 99L117 98V99H119V102H120L121 98L124 100V96H122L123 93H121L120 95H118V94H119ZM120 92H121V91H120ZM262 92H264V91L262 90ZM262 92H261V94H259V95H261V96H262V99H264V93H262ZM23 93H25V91H24ZM45 93H46L48 96H47ZM107 93H109V92H107ZM107 93H105L104 95H107ZM31 94H30V95H31ZM44 94H45L46 96H44ZM54 94H56V95H54ZM62 94H63V95H62ZM23 95H24V94H23ZM26 95H28V94H26ZM30 95H28V97H27V96H24V98H25V99H26V97H27V98H29V97L31 98L32 95H31V96H30ZM60 95H61V96H60ZM102 95H103V94H102ZM123 95H124V94H123ZM59 96H60V97H59ZM100 96H101V95H100ZM113 96H114V95H113ZM261 96H260V97H261ZM56 97H57V98H56ZM92 97H95V96H92ZM92 97H91L90 99H92ZM97 97L99 98V95H97ZM97 97L94 98L95 101L93 100V102H95V103L97 102V101H96V100L98 99ZM115 97H114V98H115ZM260 97H259V98H258V96L256 97V101L254 100L255 103H256V106L254 105V104H255V103H254V104L252 105V107H250V109H248V110H249V111H248V114L250 113V111H251L252 108L254 109L255 107H257V103H259V104H258V107H260V108H258V109L255 108V111H258V110L264 108V100H262ZM30 98H29V99H30ZM32 98H33V100H34V102H35L34 94H33ZM32 98H31V102L33 101ZM42 98H43V100H42ZM45 98H46V99H45ZM55 98H56L57 101L55 100ZM58 98H59V99H58ZM96 98H97V99H96ZM90 99H89V100H90ZM115 99H116V98H115ZM254 99H255V98H254ZM45 100H48V101H45ZM58 100H59L60 102H59ZM64 100H65V99L63 98L62 101H64ZM89 100H88V101H89ZM123 100H122V101H123ZM25 101H30V100H27V99H26ZM54 101H53V102H54ZM12 102H13V101H12ZM31 102H30V103H31ZM38 102L36 101L35 103L37 104ZM40 102H39V103H40ZM50 102H51V101H50ZM89 102H92V101H89ZM93 102L90 103V104L93 105V106H95V103H93ZM14 103H15V102H14ZM14 103H12V104H14ZM26 103H27V102H26ZM30 103L28 102V104H30ZM32 103H33V102H32ZM39 103H38V104H39ZM64 103H65L66 106L69 107L70 110H74V108L71 109V107H70L71 105H68V102H63V104H64ZM66 103H67V104H66ZM260 103H262L263 106H262V104H260ZM12 104L10 103L9 105H12ZM28 104H26V105H28ZM41 104H39V105H41ZM69 104H70V103H69ZM87 104H89V103H87ZM9 105H8V109H9ZM31 105L33 106L34 104H30V106L28 105L27 107L30 108ZM65 105H61V106H60L61 108H60V107L58 108V109H59L58 112L62 111V112H63V115H64V112H65V110H66L68 114L65 113L64 116L67 118L66 115H69V113H70V115H71V113H72L73 111H70V110H69V112H68V108H67ZM91 105H90V106H91ZM205 105L208 106L209 104H206V103H205L204 106H205ZM13 106H14V107H17V105L14 104V105H12V106L10 107V109H12ZM34 106H36V105H34ZM37 106H38V105H37ZM37 106H36V107H37ZM43 106H44V105H43ZM64 106H65V108H64ZM86 106H87V105H86ZM204 106H203V107H204ZM207 106H205V107H207ZM253 106H254V107H253ZM36 107H34L35 109H33V108L29 109V108H26V107H24V108L29 109V110H33V111H34V110H39V109H37V108H39V107H37V108H36ZM62 107H63L64 110L62 109ZM87 107H89V105H88ZM87 107H86V108H87ZM24 108H23V110H24ZM86 108H84V109L86 110ZM91 108H92V107H91ZM93 108H94V107H93ZM93 108H92V109L89 108V109L92 110V111H90L88 108H87V109L89 110L90 113H91V112L93 113V110H94L96 107H95L94 109H93ZM8 109H7V110H8ZM15 109H16V108H15ZM26 109H25V110H26ZM84 109H82L81 111H84ZM16 110H18V109H16ZM20 110H22V109H20ZM23 110H22V111H23ZM29 110H27V111H29ZM40 110H39V111H40ZM95 110H97V109H95ZM263 110H264V109H263ZM5 111H6V110H5ZM22 111H21V113H22ZM27 111H26V112H23L22 114H23V115H24V113L27 114V113H28ZM33 111H32V112H33ZM75 111H76V110H75ZM75 111H74V112H75ZM252 111H253V110H252ZM255 111H253V112H255ZM261 111H262V110H261ZM36 112H37V111H36ZM40 112H41V111H40ZM58 112H57V113H58ZM62 112H60V115H59V114H56V116H57L59 122H60V119L63 120V117H64V116H62ZM86 112H87V111H86ZM86 112H84V113H86ZM95 112H96V111H94V113H95ZM199 112L201 113V111H199ZM21 113H20V111H19V115H20ZM34 113H35V112H33L32 116L34 115ZM37 113H38V112H37ZM37 113L35 114V116L32 117V116H31V112H29L30 115H29V114H27V115L30 116L31 118L29 117L28 122L30 121V119H31L30 123H31L32 121L34 122L35 119L32 120V118H34V117L36 118ZM77 113H78V110L76 111L75 114H77ZM79 113L82 114V113L80 112V109H79ZM87 113H88V112H87ZM87 113H86V114H82L81 116H80V114H79L78 117L74 116V114L72 113L73 115H71V116H72L73 120H74V117H76V118L78 119V118H80V117H82V116H83L84 119H85V117H87V116L89 117V115H90L89 113H88L89 115H87ZM92 113H91V114H92ZM94 113H93V114H94ZM22 114H21V115H22ZM93 114H92V115H93ZM251 114H252V113H251ZM251 114H250V115H251ZM21 115H20V117H19V120H21V119H20V118H21ZM23 115H22V116H23ZM85 115H87V116H85ZM92 115H91V116H92ZM250 115H249V116L247 115L248 117L246 116V118H250ZM28 116H27V117H28ZM60 116H62V118H60ZM65 117H64V118H65ZM83 117H82V118H83ZM88 117L86 118L87 120L85 119L86 122L88 121ZM23 118H26V116L24 115ZM66 118L64 119V121L66 122V124H65L64 121L61 120L62 122H64V123H63V126H64V127H63V126L61 127V125H60V127H61L60 129L62 130L61 133L63 132L64 129L66 130L67 127H68V128L71 127V126H69V125L67 124L68 122H69V124H70V121L72 120L71 117L68 116V118H70V120L68 119L69 121H68ZM80 120H81V124L83 123V121H85V120L79 119V122H80ZM245 120H246V119H245ZM245 120H244V122H245ZM247 120H248V119H247ZM247 120H246V123H245L246 125H248ZM23 121H25V119H24V120L22 119V121H21L20 123H23ZM26 121H27V119H26ZM75 121H76V119H75ZM37 122H38V124H37ZM46 122H47L48 125L46 124ZM48 122L50 123V121H45V123H44V120H42V121H38V119H36V122H34V123H36L37 126H38L39 124H41V125H39L40 127H35L36 124L34 125L33 123H32V124H33L34 126H33L32 124L28 125L29 123L27 124V122H25V123L27 124V127L30 126V127H29L30 129H31V125H32L34 129H35V128H36V129H37V128H40V129L42 130V128H41V127H42V124H46V126H48V127H46V126L43 127V128L45 129V130H42L43 132L40 131V129H39V130L37 129L38 132L40 131V133H42V134L36 132L37 130L34 131L33 129H32L33 132H31V130L28 131L29 128L27 129V127H25L26 124L23 123V124L25 125V126H24L25 129H24V127H23L24 131H22L23 129L21 130L22 132H21V134H20V137H21V138L24 137L25 139H26V138H27V139H30V140H29L30 142L26 139V140L24 141L25 144H27L28 146H30L31 144L33 145V143H34L35 141H37V139L34 140V138H37L38 136L41 135L40 137H38V139L40 140V139H42L41 137H43V136H45V135H48V134H49L48 130L51 129V126H53V124H52L53 122H51V124H49ZM62 122H61V123H62ZM76 122H78V121H76ZM79 122H78V124H80ZM86 122H85V124H86ZM71 123H72V126H76V124H77V123H75V122H73V121H71ZM73 123H74L75 125H74ZM249 123H250V120H249ZM64 124H65V125H64ZM83 124H84V123H83ZM85 124H84V125H85ZM243 124H244V123H243ZM50 125H51V126H50ZM67 125H68V126H67ZM70 125H71V124H70ZM84 125H83V128H84ZM262 125H264V122H263ZM15 126H16V125H15ZM15 126H14V127H15ZM43 126H44V125H43ZM65 126H66V128H65ZM77 126H78V125H77ZM79 126L82 127L81 125H79ZM109 126H111V124H110ZM112 126H114V125H112ZM12 127H13V125H11V128H9L10 131L12 130L13 132H15V131H16V127L14 128L15 130H14ZM80 127H78V128H80ZM263 127H264V126H263ZM46 128H48V129H46ZM62 128H63V129H62ZM68 128H67V129H68ZM78 128L75 127V129H74V128H71V129H72V131L75 133V132H77L76 130H79ZM236 128H237V127H236ZM236 128H235V129H236ZM9 129L5 130V131H7V132H4V134H5V133H6V134H9V133H8ZM26 129H27V130H26ZM73 129H74L75 131H74ZM235 129H234V130H235ZM25 130H26V132H27V131H28L29 133L31 132V134H30V138H28V137L26 136V135H28L29 133H28V132L25 133ZM82 130H83V129H82ZM263 130H264V129H263ZM10 131H9V132H10ZM49 131H50V130H49ZM69 131H70V128H69ZM69 131L66 130V132L63 133L64 136L61 135V133H60V136H62V137H65V136L68 137V136H69V139H71L70 137H74V136H76V135L73 136L74 133H72V131H70V132H69ZM80 131H81V130H79V132L77 133V135L80 133ZM34 132H35L36 134L38 133L39 135H37V137H36V135L33 134ZM46 132H47V133H46ZM263 132H264V131H263ZM44 133H46V134L43 135ZM67 133H68V134H69V133H72V134H70V135H65V134H67ZM233 133H234V132H233ZM235 133H236V132H235ZM235 133H234V134H235ZM23 134H24V135H23ZM32 134L35 135V137L32 136ZM58 134H59V133H58ZM58 134H57V135H58ZM263 134H264V133H263ZM42 135H43V136H42ZM57 135H56L55 137H53V138H56ZM231 135H232V133L230 134V136H231ZM25 136H26V137H25ZM31 136H32L33 139L31 138ZM60 136L58 135L57 139H54V140L51 138V139H50L51 141L48 139L49 136H47V138H46V136L43 137L42 141H43V140H45V141H46V140H49L51 144H53V145L55 144L54 147H55L56 149L53 147V145H52V147H50L51 144H48V143H47V144L49 145V146L46 148V149L48 150L47 152L54 153V152H52V151H53L52 148H54L55 153H56V152L59 153V150L57 149V145L60 147V145H59V144H60V143H59V142H60V141H59L60 139L58 140V138H59ZM233 136H234V135H233ZM62 137H61V139H62ZM66 137H65V139H66ZM44 138H46V139H44ZM194 138H195V137H194ZM226 138H228V137L226 136ZM31 139H32V140H31ZM229 139L231 140L232 138L229 137ZM229 139H228V143H229V141H230ZM20 140H21V142H20ZM20 140L18 141V143H19V142H20V143H23V138L20 139ZM33 140H34V141H33ZM52 140H53V141H52ZM56 140L59 141V142H57ZM62 140H64V139H62ZM62 140H61V141H62ZM72 140H73V139H72ZM226 140H227V139H226ZM26 141H28V143H27ZM31 141H33V142L31 143ZM42 141H40V142L37 141V142L40 143V144H38L37 142H35V143H36L37 145L40 146L41 143L44 142V141H43V142H42ZM54 141H55V142H54ZM64 141H65V140H64ZM64 141H63V143H64ZM246 141H247V140H246ZM53 142H54V143H53ZM56 142L59 143V144H57ZM225 142L227 143V141H225ZM248 142H249V141H247V143H245V146H246L247 148L249 147V149H250V145H251V144H250L249 146H247ZM29 143H30V144H29ZM63 143L61 142V146H62ZM249 143H251V142H249ZM36 144H35L34 146H32L31 148L34 149L35 146H36ZM56 144H57V145H56ZM19 145H22V144H19ZM8 147H9V146H8ZM49 147H50V149H49ZM60 148H61V147H60ZM60 148H59V149H60ZM9 149L11 150V146H10ZM36 149H37V148H36ZM36 149H34V150H36ZM51 149H52V151H51ZM249 149H248V150H249ZM56 150H57V151H56ZM44 151H45V150H44ZM47 152H45L44 155H46V156H48V157L53 156V155L56 156V154H57V153H56V154H53V155L50 154V156H49V153H47ZM241 152H242V149H241L240 153H241ZM47 154H48V155H47ZM200 154H202V153H199L198 155L201 156ZM212 154H213V155H211V154H209V153H206V155H208V157L206 156V158H205V156H201V158L203 157L202 159H201L200 157H198V155H197V159L200 158L201 160L199 161V163L197 162V164H196V169H197V168L200 169V167L203 168L202 166H206L207 161H208L207 159H208V158L210 159L212 156H213V157L211 158V161L213 160V162H214V160L216 161V160L219 159V160H220V163H222V162L224 161V159H225V161H224L223 163H225V164L228 163L229 165H231V164L236 160V158L234 159V157H236V156H234L232 152L230 153V154H232V155H231L232 158L230 157V154H229V153H226L227 157L229 156V158H230L231 160L234 159V161H232V162H231V160H229V158H228V160H227V158L225 157V153H223V154H224V155H223L224 157L222 156L224 159H223L222 157H220V155H219L218 153L216 154V153L213 152ZM214 154H215V156H214ZM220 154L222 155V153H220ZM210 155H211V156H210ZM54 156H53V158H54ZM209 156H210V157H209ZM44 157H45V156H44ZM44 157H42V158L44 159ZM215 157H217V159H215ZM204 158H205V159H204ZM220 158H222L223 160H221ZM237 158H239V157H237ZM240 158H241V157H240ZM240 158H239L238 160L241 162ZM43 159H42V161L47 160V158H45L44 160H43ZM148 159H149V158H148ZM245 159H246V158H245ZM245 159H244V160H245ZM203 160H204L205 162H204ZM196 161H197V160H196ZM227 161H229V162H227ZM239 161H238V162H239ZM242 161H243V158H242ZM238 162H235V163H237V166H239L238 164H241V163H238ZM244 162H246V161H243V163H242L241 165H244V164H245ZM42 163H43V165L41 166V168H39V171L37 170V173H36L37 175H39L40 173L42 174V171H43L42 167L45 166L44 164H46V162H41V164H42ZM200 163H201V164H200ZM230 163H231V164H230ZM198 164H199V165H198ZM200 165H201V166H200ZM229 165H228V166H229ZM234 165H235V164H233L232 167H233ZM199 166H200V167H199ZM39 167H40V165H39ZM232 167L229 166V168H232ZM239 167H242V166H239ZM44 168H45V167H44ZM235 168H237L236 165H235ZM238 169H239V168H238ZM238 169H237V170H238ZM40 170H42V171L40 172ZM111 186H113V185H111ZM111 186H110V187H111ZM108 187H109V186H108ZM108 187L106 186V191H104L105 188H104V189L101 188V190H99V196H100V198H102V196H103V198H106V197H107V193H105V192H108L109 194H110L111 192H113V189H111L112 187H111V188L109 187L110 189H108ZM102 189H103V190H102ZM107 190H109V191H107ZM114 190H115V189H114ZM110 191H111V192H110ZM102 192H103V194L105 193L106 195H105V194H104V195H100V194H102ZM113 193H114V192H113ZM113 193L111 194V196L109 195V197H107L111 204H112V202H111V201H112V200H111L112 198H111V197H112ZM104 196H106V197H104ZM103 198H102L103 201H100V203H101V204L104 203V205H105V204H107L109 201H108L107 199H103ZM105 200H107L106 203H105ZM104 205H102L103 208H104ZM108 205H109V206H108ZM108 205H106V208H107L106 213H107V212H111L110 209H111L112 207H111L110 204H108ZM109 207H110V208H109ZM104 212H105V211H104ZM104 212L102 211V215H103V216H105ZM111 222H112L111 224L114 225L113 220H111ZM111 226H112V225H111ZM113 228H114V226L110 227V230L113 229ZM104 233H105V232H103V234H104ZM107 233H108V232H106V234H107ZM103 234H101V235H99V236H102ZM98 238H99V237H98ZM96 239H97V238H96ZM107 247H109V245H107L106 248H107ZM82 262H83V261H82ZM82 262H78L77 264H80V263H82Z\"/></svg>","mask_w":264,"mask_h":264}]
</instances>
